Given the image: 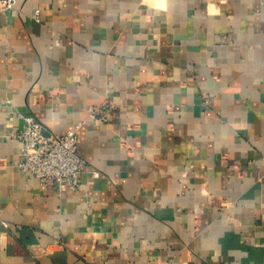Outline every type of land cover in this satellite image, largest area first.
I'll use <instances>...</instances> for the list:
<instances>
[{
    "label": "crops",
    "instance_id": "1",
    "mask_svg": "<svg viewBox=\"0 0 264 264\" xmlns=\"http://www.w3.org/2000/svg\"><path fill=\"white\" fill-rule=\"evenodd\" d=\"M23 115L76 129V190L17 168ZM263 151L264 0L0 11V264H264Z\"/></svg>",
    "mask_w": 264,
    "mask_h": 264
},
{
    "label": "built area",
    "instance_id": "2",
    "mask_svg": "<svg viewBox=\"0 0 264 264\" xmlns=\"http://www.w3.org/2000/svg\"><path fill=\"white\" fill-rule=\"evenodd\" d=\"M15 2L16 0H0V11L12 9ZM37 15L38 10H35V17ZM115 108V104L105 103L102 111L92 109L90 116L99 122H106L114 116ZM10 135L20 142L16 165L18 169L28 173L37 183L51 181L57 193L77 189L86 160L79 150L76 129L62 134L46 133L42 124L32 115H23L21 127ZM261 156L264 159V151ZM0 223L7 225L1 217Z\"/></svg>",
    "mask_w": 264,
    "mask_h": 264
}]
</instances>
